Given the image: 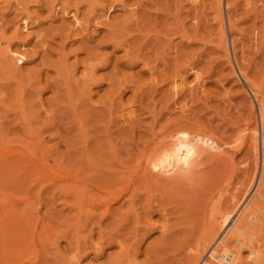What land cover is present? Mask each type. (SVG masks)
<instances>
[{
  "label": "rangeland",
  "instance_id": "374dc122",
  "mask_svg": "<svg viewBox=\"0 0 264 264\" xmlns=\"http://www.w3.org/2000/svg\"><path fill=\"white\" fill-rule=\"evenodd\" d=\"M260 97L264 0H0V264H196L204 223L259 174ZM166 122L205 128L226 155L166 153L107 208L95 196L131 181ZM261 215L248 229L264 254Z\"/></svg>",
  "mask_w": 264,
  "mask_h": 264
},
{
  "label": "bare ground",
  "instance_id": "6f19581e",
  "mask_svg": "<svg viewBox=\"0 0 264 264\" xmlns=\"http://www.w3.org/2000/svg\"><path fill=\"white\" fill-rule=\"evenodd\" d=\"M219 2L222 3V0H219ZM219 10H220V8H219ZM219 14H220V12H219ZM220 17H221V15H219V18ZM249 87H253V85L249 84ZM257 90H258V88L255 89L256 92H257ZM258 95H260V94H258ZM257 101H259V100H257ZM256 107H257V111L259 114V120H260V126L259 127L260 128H258V129L252 128L251 130L249 129L252 132L251 133L248 132V133H250V135H248V133H247L246 137L249 136L253 140L252 145H253V149L255 150L254 151L255 152L254 153L255 158H257V160H259V163H260L259 174H258V176L256 175L257 177H255V180H254L255 183H253V186L251 187V189L248 191V193L245 195V197L239 203V205L237 206V208L235 210H233L232 206L237 201L236 202L232 201V203L230 202L231 207L226 208L227 206L225 205L226 209H224L225 211H223V213H221L222 211H215V212L213 211V213L210 215L211 217L209 218V220H207L204 223L202 235L200 237V242H199V245L197 247L198 250L195 249V251H196V253L198 252L197 255H200V253L204 252V251H205V253L196 264H203L205 262V258H207L208 256H212V253H213V256H215L214 254H219L221 259L224 261L223 264H239L240 259L243 260V258H241L240 253L244 249L247 250V257L246 258L248 259L250 264H260V260L262 258H264V256H262L264 254H262L261 253L262 250H260L261 247L259 248V246H255L253 244V241L257 242V239H258L255 237V235H256L255 231H254L255 235H253L254 234L253 231H250L248 229V227L250 226L251 228H254L255 230L261 231V228H257V226L255 225V222H253L254 224H252V223L250 224L249 220L251 218H254V217L256 219H259L255 216V213L257 211H261V214L264 213V212H262V211H264V206H262V201H260L261 199L260 200L258 199V198H264V192L258 191V190H261L260 189L261 186H259L260 180L264 181V98H261L260 103H258V102L256 103ZM173 120L175 121V119H173ZM177 121H179V120L177 119L176 122ZM171 122H173V121L171 120ZM171 122H170V124H171ZM176 122H175V124H176ZM184 122H186V121H184ZM166 124H167V122L162 124L163 126H160L158 131H153V129H152V133H151V131L148 130L151 133L152 138H151V141L149 142V144H146V146H144L142 149H140L139 152L136 151V152H138V156H137L138 158L135 161V165L132 167L131 172L129 173V175L132 177L130 179L131 181H128V182L126 181V183H128V184L124 185L123 188L121 187L120 188L121 190L118 189L119 187H117L118 192L116 191V189H114L112 191V193L115 191L116 192L111 194L110 196H108L109 194L106 192L104 193L106 195L97 194L95 196V197H98L97 199H99V201L106 202L107 208H109V204H110L109 201H114L117 197H120V196L122 197V194L125 191H129L130 199H132L133 196L136 195V194L134 195V193H136V192H133V190H135V189H133V187H132V185L134 186V184H133L134 180L133 179L135 177H137L136 180H138V179H141V181L145 180V181H143V183L148 182V183H146V185H148L151 177L157 175L156 169L153 168V166L151 165L152 160L162 159L163 156L166 155V153L172 154L175 161L177 160V162L180 164L181 167L189 165V163L192 161L196 162V160H195L196 154L199 151L207 152L208 155L207 154L206 155H207L208 159H214L215 157L217 158L219 156L220 158L218 157L219 159H217V160H220L223 157V155H226V154H223L225 152L224 147H223L225 144H223L216 137L210 135L209 131H207L205 128L203 129L202 127L197 128V127H192V126L189 127V125L180 126L181 124L174 125V127L171 126L172 127L171 128L170 125L168 126ZM184 124H186V123H184ZM185 126H188V127H185ZM244 129H243V131H244ZM248 145H250V144H248ZM249 148H250V146H249ZM4 163H6V162H4ZM4 166L2 169H4ZM123 169H125V168H123ZM126 172H127V170H126ZM121 174H122V176L123 175L125 176L126 173L125 174L121 173ZM250 174H251V172H250ZM224 178H226V177H224ZM120 179H121V177H120ZM251 180H252V178H251ZM118 181H119V178H118ZM224 181H222V182H224ZM138 182H140V181H137V184H139ZM240 183H242V182H240ZM262 183H264V182H262ZM151 184H152V182H151ZM242 184L245 185L244 182ZM118 186H121V185H118ZM258 186H259V188L257 189ZM146 187L148 188V186H146ZM154 187H155V185H154ZM247 189H249V188H247ZM262 189H264V188H262ZM207 195H209V194L207 193ZM256 195L258 196V198L257 199L253 198V196L255 197ZM233 196H237V195H235V193H234ZM233 196H231V197H233ZM91 197H94V196L91 195ZM91 197H90V199H91ZM97 199H96V201H98ZM226 199L228 200V196ZM231 200H233V199H231ZM148 202H147V206L149 204ZM237 204H238V202H237ZM149 207H151V206H149ZM146 208L144 210H146ZM161 208H164V207H161ZM161 208H160V210H161ZM130 209H132V208H130ZM144 214H146V213H144ZM161 216H163V215H161ZM258 216L260 217L259 213H258ZM262 217H264V216H262ZM251 220L254 221V219H251ZM251 220H250V222H252ZM262 220H264V219H262ZM165 223H166V221H165ZM10 226H12L11 223L7 222L4 225V228L10 227ZM17 227H16V229L19 230V224L17 225ZM161 227H163V226H161ZM167 227H168V225H167ZM261 227H264V223H262ZM257 235H259V234H257ZM262 235H264V233H262ZM262 235H260V236H262ZM197 242H198V240H197ZM234 242H237L239 244V246L236 247ZM262 243H264V242H262ZM232 247H234V249ZM193 255H196V254H193ZM192 259H194V257ZM132 264H133V262H132ZM208 264H212V262H209Z\"/></svg>",
  "mask_w": 264,
  "mask_h": 264
}]
</instances>
